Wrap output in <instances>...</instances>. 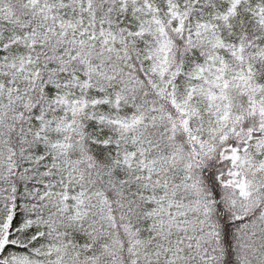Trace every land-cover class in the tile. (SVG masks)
Returning <instances> with one entry per match:
<instances>
[{
    "label": "snow or ice",
    "instance_id": "snow-or-ice-1",
    "mask_svg": "<svg viewBox=\"0 0 264 264\" xmlns=\"http://www.w3.org/2000/svg\"><path fill=\"white\" fill-rule=\"evenodd\" d=\"M0 264H264V0H0Z\"/></svg>",
    "mask_w": 264,
    "mask_h": 264
}]
</instances>
